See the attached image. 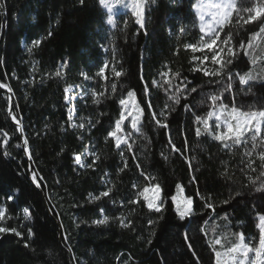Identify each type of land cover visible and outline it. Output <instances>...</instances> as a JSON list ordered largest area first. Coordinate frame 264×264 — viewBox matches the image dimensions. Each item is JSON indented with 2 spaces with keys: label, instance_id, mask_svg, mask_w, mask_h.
Instances as JSON below:
<instances>
[{
  "label": "trees",
  "instance_id": "obj_1",
  "mask_svg": "<svg viewBox=\"0 0 264 264\" xmlns=\"http://www.w3.org/2000/svg\"><path fill=\"white\" fill-rule=\"evenodd\" d=\"M194 2L148 0L143 28L130 11L113 8L110 28L99 0H0V83L12 89V115L23 128L19 134L8 118L9 95L0 89V206L6 208L7 216L0 223L24 234H0V264H196L197 258L199 264H214L209 245L216 236L229 234L235 243L231 234L243 233L245 242L253 246L258 242L259 215H264V189L256 190L264 183L258 154L264 146L248 157L245 150H252L250 142L225 149L207 134L197 137L195 132L202 128L194 123L195 116L205 117L211 108L204 94L219 89L209 83L213 78L190 71L191 57L202 55L184 48L201 35ZM259 3L237 0L239 16L246 18L243 9ZM239 16L234 13L232 24L221 33L238 31L233 41L237 47L259 28L256 23L238 29ZM181 28L185 29L182 35ZM37 39L42 42L33 47ZM254 44L249 56L240 52L232 70L251 71L257 79L247 86L234 79L233 90L223 101L229 107L234 102L245 111L264 109V38ZM252 59L257 60L255 65ZM106 62L104 79L97 73ZM206 65L215 67L210 61ZM113 68L123 75L116 77ZM58 69L59 77L54 75ZM163 72H169L171 88ZM173 72H179L181 79L187 77L184 83L197 92H177L183 85L181 79L172 78ZM69 85L88 87L71 106L64 91ZM130 89L145 109L139 132L129 139L132 151L127 145L117 149L114 139H105L119 117L118 100ZM93 91L103 93L99 102L94 101ZM173 95L180 98L179 104L169 99ZM185 104L191 105V111ZM153 113L169 127H159ZM81 123L85 127H78ZM209 124L213 126L212 121ZM169 135L180 152L172 151ZM25 139L30 161L21 149ZM86 149L100 157L94 168L75 163L74 154L81 155L84 164L92 162V155L83 156ZM249 159L254 162L252 168L245 167ZM125 161L128 167L119 171ZM29 162L38 174L39 189L30 179ZM141 172L156 177L161 185L164 208L160 213L150 211L142 199L129 203L137 192L133 184L149 183ZM177 182L194 199L193 214L184 220L170 200ZM108 188H112L108 197L90 200L89 194L99 195ZM197 192L211 197L208 202L214 204L215 212L204 207ZM9 195L12 200L7 199ZM225 200L229 202L222 203ZM24 208L29 209L30 219L24 218ZM105 215L108 223H92ZM121 217L132 224L122 227Z\"/></svg>",
  "mask_w": 264,
  "mask_h": 264
},
{
  "label": "snow or ice",
  "instance_id": "obj_2",
  "mask_svg": "<svg viewBox=\"0 0 264 264\" xmlns=\"http://www.w3.org/2000/svg\"><path fill=\"white\" fill-rule=\"evenodd\" d=\"M83 3V0H80ZM115 3L124 4L125 7L131 9L132 16L136 18V23L140 25L141 28L144 27V15H145V4L148 0H128L125 3V0H114ZM154 2V0H153ZM99 3L107 8L111 12L113 7V2L111 0H99ZM193 8L196 10L197 17L199 19V31L201 33L199 40L196 43H186L184 44L185 49H190L192 53H201V56L193 55L191 61L193 62V67L190 69L192 72H202L204 76L210 77L213 79L209 80L210 84H215L219 89L218 92H213L211 94L205 93L208 101L211 102V108L207 112L205 117L195 116L194 123L202 125L195 129L197 137L207 134L213 140L220 142L225 149H231L236 146L247 145L248 138L250 136L252 142V150H245V155L248 157L252 156V152L255 151L258 147L264 146V109H251L243 110L240 107H237L233 102L231 107L225 104L223 101L226 99V93H229L233 90V80L238 78L239 84L247 86L250 81L257 79V76L253 75L251 71L241 74L239 71L234 72L232 69L235 67L234 61L242 51L245 56H249V49L254 48V42H258V38H264V0H260V3L252 8L243 9L247 13V17L239 16L240 9L237 7V0H197L193 4ZM236 13L239 16V19L236 21V26L238 29L243 28L245 25L259 23V28L255 32L249 33L247 43L244 40L239 41V45L234 46V38L238 35V31H228L224 36L221 35L225 31L227 25L232 24L233 14ZM206 16L209 19H206ZM242 21V23H241ZM108 23H113L111 15L108 17ZM181 35L185 32L184 28L180 30ZM49 36L52 35L51 32L48 33ZM41 40L37 39L33 41V47L39 46ZM31 51V49H30ZM210 61L215 67L209 69L206 65V62ZM66 63V62H64ZM251 63L255 65L257 63L256 59H252ZM108 67L107 62L104 67L99 69L97 73L98 76L107 79L104 76L105 69ZM171 70H169L170 72ZM113 72L116 77H121L123 75L122 71H117L113 68ZM169 72L161 73L162 77L165 78V84L168 88H171L172 79H169ZM55 76H61V69H58L55 73ZM172 78L181 79V74L179 72L171 73ZM143 79V77H142ZM187 81V77L181 79V84L183 89L180 87L176 88L177 92L183 90L184 93H195L197 92L196 88H188V85L184 83ZM153 84H156V81L153 80ZM71 85L65 88V100H67L68 92L71 89ZM0 88L7 89L9 92L12 89L8 84L0 83ZM112 90L115 91V85L112 86ZM167 90V89H166ZM148 87L145 86V93L147 94ZM92 96L95 102H99V97L103 96V93L92 92ZM169 99L173 100L176 104L180 103V98L176 95L170 96ZM121 110L119 113L118 119L115 120V126L111 131H108L105 139L112 138L115 141V146L117 149L121 148L122 145H127V150L132 151L131 144H128V139L131 137L132 132L124 133V122L130 118V128L135 131H139L141 127V121L145 116V109L141 107L140 101L137 100L135 90H128L126 96H123L118 100ZM167 107V105H166ZM186 110L191 111V105H184ZM151 103L148 104V109L151 110ZM174 111V109H172ZM71 111V110H70ZM11 114V110H10ZM160 115H165L161 112ZM215 118L214 128L209 124V120ZM15 119V117H13ZM71 120V116L69 117ZM152 119L155 120L156 124L167 129L168 124L162 123L161 120L157 119L155 113L152 114ZM166 119V117H165ZM17 130L23 131L22 126L19 122ZM72 127H77L75 124H70ZM78 127L83 128L85 125L83 123L79 124ZM7 136V133H5ZM259 140V143L257 142ZM7 143V140L5 141ZM168 144L172 145V151L180 152V149L175 146L172 142L169 135ZM19 146V145H18ZM24 152L29 154V159L31 155L29 153L28 141H24ZM5 155H8L5 153ZM93 159L90 164H84L81 155L74 154V160L81 167L94 168L97 161L100 159L95 153H91ZM120 155L123 157L124 153L121 152ZM259 160L261 161V167H264V151L259 152ZM135 159V157H133ZM253 161L249 159L245 164V167L252 168ZM128 167L127 162H124V168L119 171H123ZM140 165H137L139 168ZM243 170V169H242ZM255 171V168L252 169ZM141 175L144 176L146 181H149L148 184L140 187L138 184H133V188L137 189L135 194V199L129 201L130 204H137L142 199L147 208L152 211L154 210L157 213H160L164 208V199L162 197V188L161 185L156 181V177L145 175L141 172ZM261 176H264V171L261 172ZM38 174L32 173V180L37 187L40 186L38 183ZM42 179V177H40ZM175 193L171 195L170 200L175 206V211L181 220H184L186 217H191L193 214V204L194 199L190 195L185 194V188L180 183L177 182L175 185ZM264 189V183H261L257 191ZM112 192V188H108L106 191L101 192L99 195H90V200L99 201L103 197H108ZM197 196H200L202 200L205 201L204 207L211 209L212 212H215V206L213 203L208 202L211 197H204L201 193L197 192ZM8 200H12L11 195L7 196ZM229 201L225 200L222 203L227 204ZM24 218L30 219L29 209L24 208ZM259 215V214H258ZM227 213H225L224 219H227ZM7 219L6 208L0 206V222H3ZM108 216H103L102 219L93 220V224L103 225L109 222ZM122 227H129L132 224L131 220L127 222L124 219L118 218ZM149 224H155L153 220L148 221ZM259 229V238L258 242H255L253 246L252 242H245V236L243 233H233L232 236L235 237V243L229 239V234H222L221 236H216L211 244L209 245L214 253V264H264V215H259V224L257 225ZM215 230V229H214ZM201 231H204V228H201ZM12 233L17 237H22L24 234L18 230L16 227H6L0 223V234ZM33 235L32 229H28V236ZM185 239H188L187 234H185ZM149 239L148 243H151ZM230 244L231 246H226ZM219 246V250L217 249ZM25 247H29L27 241H25ZM189 249L192 251V254L195 256L196 253L193 249L191 243L188 244ZM253 255L250 256L249 254ZM196 264H199V259L197 258Z\"/></svg>",
  "mask_w": 264,
  "mask_h": 264
},
{
  "label": "rangeland",
  "instance_id": "obj_3",
  "mask_svg": "<svg viewBox=\"0 0 264 264\" xmlns=\"http://www.w3.org/2000/svg\"><path fill=\"white\" fill-rule=\"evenodd\" d=\"M111 2H113L114 3V0H111ZM128 2V0H125V3H127ZM197 2V0H195V2H194V4ZM121 3H117L114 7H112V10H113V8H117L115 11H122V9H124V10H128V11H130L131 12V9L130 8H128V7H125L124 6V4H121ZM102 6V5H101ZM104 9H105V11H106V15H107V17H106V20H107V23H108V17H109V15H112V10H111V12H109V10L107 9V8H105L104 6H102ZM193 11H194V13L196 14V10L193 8ZM132 13V12H131ZM196 16H197V14H196ZM112 17V16H111ZM206 19H209V17H207L206 16ZM197 20H198V28H199V19H198V17H197ZM108 25H109V27L110 28H112L113 27V23H111V24H109L108 23ZM88 92V87H77V88H75V87H71V89H70V91L68 92V99L66 100V102H67V104H69L70 106H71V104H72V102H73V100L76 98V97H79V98H82L83 97V95L84 94H86ZM71 109H72V107H71ZM120 110H121V106H120ZM209 121H212L213 122V127H214V124H215V118L213 117L212 119H210ZM114 126H115V124H114ZM114 126H113V128H114ZM123 127H124V133H127V132H132V135L131 136H133L134 134H137L139 131H135V130H132L131 128H130V118H129V120H125V122H124V125H123ZM130 139V138H129ZM129 139H128V143H129ZM248 142H250L251 144H252V142H251V138H250V136H249V138H248ZM258 143H259V140L257 141ZM122 146H125V145H122ZM83 156L84 157H88V156H91V151L89 150V149H86L85 151H84V153H83ZM82 160H83V158H82ZM76 163V162H75ZM77 164V163H76ZM78 166H80L79 164H77ZM250 256H252L253 254L252 253H250L249 254Z\"/></svg>",
  "mask_w": 264,
  "mask_h": 264
},
{
  "label": "water",
  "instance_id": "obj_4",
  "mask_svg": "<svg viewBox=\"0 0 264 264\" xmlns=\"http://www.w3.org/2000/svg\"><path fill=\"white\" fill-rule=\"evenodd\" d=\"M2 34H3V25H1V31H0V39L2 38ZM1 90H3L4 92H6L8 95H9V97H8V109H7V116H8V118L11 120V122L16 126V128L18 127V121L16 120V119H13V115H12V111H11V114H10V110H11V93L7 90V89H3V88H0ZM21 126V125H20ZM18 133L19 134H21V131H18ZM24 141L22 140V143H21V149H22V151H23V153H24V155H25V157L30 161V159H29V154H26L25 152H24V143H23ZM29 173H30V179H31V181H32V183H33V185L36 187V188H38L39 189V187H37L36 186V184L33 182V180H32V173L34 172L33 171V169H32V165L30 164V162H29Z\"/></svg>",
  "mask_w": 264,
  "mask_h": 264
},
{
  "label": "built area",
  "instance_id": "obj_5",
  "mask_svg": "<svg viewBox=\"0 0 264 264\" xmlns=\"http://www.w3.org/2000/svg\"><path fill=\"white\" fill-rule=\"evenodd\" d=\"M113 5H115V2L113 3Z\"/></svg>",
  "mask_w": 264,
  "mask_h": 264
}]
</instances>
